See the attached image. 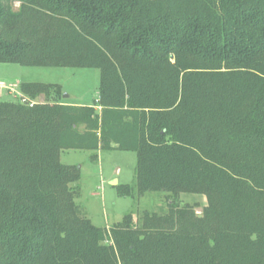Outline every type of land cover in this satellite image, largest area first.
Returning a JSON list of instances; mask_svg holds the SVG:
<instances>
[{"label":"trees","instance_id":"1","mask_svg":"<svg viewBox=\"0 0 264 264\" xmlns=\"http://www.w3.org/2000/svg\"><path fill=\"white\" fill-rule=\"evenodd\" d=\"M0 64L101 73L92 106L0 102V264H264V0H0ZM111 150L120 196L208 205L96 227L61 156Z\"/></svg>","mask_w":264,"mask_h":264},{"label":"rangeland","instance_id":"2","mask_svg":"<svg viewBox=\"0 0 264 264\" xmlns=\"http://www.w3.org/2000/svg\"><path fill=\"white\" fill-rule=\"evenodd\" d=\"M18 6L19 4L15 5L16 8ZM100 81L101 73L98 69L22 67L0 64V85L17 86L18 95H20V83L59 86L62 92L61 102L66 105H94L99 98ZM0 91L4 92V96H0V102H17L15 96L6 94L9 92L7 89L0 88ZM38 102H44V97H41ZM91 156L92 153L88 151H66L62 153L61 162L64 165L81 168L78 201L87 210L91 221L98 228L108 229L119 225L129 214L133 215L135 223L138 222L141 225L140 218L144 212H167L169 203L172 202L180 207L196 206L199 215L208 205L204 195L194 193H181L176 197L164 192H152L138 199L120 196L118 193L120 186L136 185L137 154L118 150L101 151L96 163L92 162Z\"/></svg>","mask_w":264,"mask_h":264},{"label":"built area","instance_id":"3","mask_svg":"<svg viewBox=\"0 0 264 264\" xmlns=\"http://www.w3.org/2000/svg\"><path fill=\"white\" fill-rule=\"evenodd\" d=\"M0 88H2V89H7L13 96H15L16 97V99L18 100V101H20L21 103H29V101L22 95V94H20V95H18V93H17V91H16V89H17V86H12V85H10V86H6V85H0ZM30 105L31 106H33L34 105V103H30Z\"/></svg>","mask_w":264,"mask_h":264},{"label":"crops","instance_id":"4","mask_svg":"<svg viewBox=\"0 0 264 264\" xmlns=\"http://www.w3.org/2000/svg\"><path fill=\"white\" fill-rule=\"evenodd\" d=\"M21 84H23V83H20L19 84V90H20V85ZM18 89V88H17ZM6 94H8L9 96H12V94L10 93V92H7ZM20 94H22L21 93V90H20ZM0 96H4V92H2V91H0ZM68 153H70V152H68ZM101 153V151L98 153V154H100ZM62 157V156H61ZM67 165H69V164H67ZM69 166H74V165H69ZM83 168V167H82ZM116 184H117V182H116Z\"/></svg>","mask_w":264,"mask_h":264},{"label":"water","instance_id":"5","mask_svg":"<svg viewBox=\"0 0 264 264\" xmlns=\"http://www.w3.org/2000/svg\"><path fill=\"white\" fill-rule=\"evenodd\" d=\"M65 97H67V96H65Z\"/></svg>","mask_w":264,"mask_h":264}]
</instances>
